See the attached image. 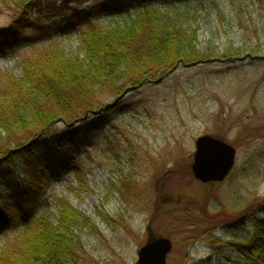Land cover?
Returning <instances> with one entry per match:
<instances>
[{
	"label": "rangeland",
	"instance_id": "rangeland-1",
	"mask_svg": "<svg viewBox=\"0 0 264 264\" xmlns=\"http://www.w3.org/2000/svg\"><path fill=\"white\" fill-rule=\"evenodd\" d=\"M103 1L75 7L86 10ZM189 1L194 5L198 0ZM216 1L223 19L200 11L204 19L193 27H199L198 49L202 52L211 42L220 53L232 54L228 62L180 68L126 95L118 113L104 119L100 129L79 137V147L59 150L57 157L47 159L43 150L36 157L39 165L16 168L12 184L31 176L37 180L45 169L49 180L56 161L64 168L67 157L81 168L79 180L65 173L53 180L42 203L46 209L39 206L41 216L47 214L56 226V200L62 198L96 229L74 234L83 245L77 264H137L139 249L158 238L172 245L166 264H252L242 251L264 229V0ZM10 15L0 8V27L9 24ZM123 19L111 13L95 23L112 29ZM59 21L52 18L39 25ZM27 36L39 34L31 30ZM80 40L79 32L66 31L27 42L0 55V70L12 69L20 77L18 66L24 59L57 47L75 58L80 56ZM56 128L59 133L65 129ZM201 136L235 150L234 166L221 182L202 184L193 178L194 142ZM120 171L137 185L135 196L118 193ZM0 185L5 191L4 183ZM15 235L10 227L9 241ZM6 242L0 239V249Z\"/></svg>",
	"mask_w": 264,
	"mask_h": 264
},
{
	"label": "trees",
	"instance_id": "trees-1",
	"mask_svg": "<svg viewBox=\"0 0 264 264\" xmlns=\"http://www.w3.org/2000/svg\"><path fill=\"white\" fill-rule=\"evenodd\" d=\"M87 1L0 0V8L11 12L9 24L0 27V55L66 31L81 35V57L71 58L57 47L24 59L18 66L20 77L12 69L0 70V181L5 187L0 191V239H7L0 249V264H77L83 245L74 234L88 228L97 232L62 198L56 200L60 216L56 226L47 214L41 216L39 206L46 209L42 203L53 180L64 173L80 178L81 168L71 164L70 157L64 168L56 161L51 179L44 177L45 169L38 173V181L31 176L26 184L10 182L18 166L39 165L36 157L43 150L47 159L57 157L59 150L79 147V137L100 129L104 119L118 113L126 95L163 81L180 68L224 64L232 57L211 42L202 52L198 49L199 27L193 26L204 19L198 12H215L223 19L216 0L194 5L189 0H104L86 10L75 7ZM111 13L123 16L122 25L103 29L95 23L97 17ZM52 18L61 21L39 25ZM31 30L39 37L28 39ZM111 100L115 104L105 106ZM92 116L98 118L90 123ZM62 125L64 132L59 133L56 127ZM24 143L29 146L22 148ZM118 182L120 195L135 196L137 185L130 178L122 173ZM260 208L264 212V204ZM10 227L16 235L9 241ZM242 253L252 264H264L263 228Z\"/></svg>",
	"mask_w": 264,
	"mask_h": 264
},
{
	"label": "water",
	"instance_id": "water-1",
	"mask_svg": "<svg viewBox=\"0 0 264 264\" xmlns=\"http://www.w3.org/2000/svg\"><path fill=\"white\" fill-rule=\"evenodd\" d=\"M234 160L235 150L232 147L213 137L201 136L194 142L191 173L202 184L221 182L232 170ZM171 250L169 240L151 239L139 249L137 264H166V257Z\"/></svg>",
	"mask_w": 264,
	"mask_h": 264
},
{
	"label": "bare ground",
	"instance_id": "bare-ground-1",
	"mask_svg": "<svg viewBox=\"0 0 264 264\" xmlns=\"http://www.w3.org/2000/svg\"><path fill=\"white\" fill-rule=\"evenodd\" d=\"M20 183H22V182H20ZM24 183L26 184L27 182L25 181Z\"/></svg>",
	"mask_w": 264,
	"mask_h": 264
}]
</instances>
